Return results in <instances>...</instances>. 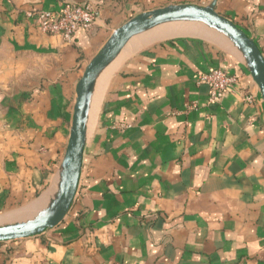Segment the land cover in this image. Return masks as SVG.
I'll return each mask as SVG.
<instances>
[{
  "label": "crops",
  "instance_id": "obj_1",
  "mask_svg": "<svg viewBox=\"0 0 264 264\" xmlns=\"http://www.w3.org/2000/svg\"><path fill=\"white\" fill-rule=\"evenodd\" d=\"M212 1L0 0V225L58 194L77 84L113 31L144 11ZM65 2L98 10L72 41L27 14ZM216 10L264 54V0ZM199 23L204 33L115 58L96 90L100 73L71 210L42 234L0 242V264H264V101L237 46ZM215 68L241 82L210 103L199 75Z\"/></svg>",
  "mask_w": 264,
  "mask_h": 264
},
{
  "label": "water",
  "instance_id": "obj_2",
  "mask_svg": "<svg viewBox=\"0 0 264 264\" xmlns=\"http://www.w3.org/2000/svg\"><path fill=\"white\" fill-rule=\"evenodd\" d=\"M217 0L208 5L169 4L131 17L110 35L101 50L88 62L77 84L69 142L62 160L61 182L54 200L34 218L0 225V242L42 234L56 227L68 215L76 198L87 139L91 94L99 72L108 66L136 35L157 26L178 21H198L222 32L242 53L247 68L260 88L264 101V54L256 41L233 20L216 10Z\"/></svg>",
  "mask_w": 264,
  "mask_h": 264
},
{
  "label": "built area",
  "instance_id": "obj_3",
  "mask_svg": "<svg viewBox=\"0 0 264 264\" xmlns=\"http://www.w3.org/2000/svg\"><path fill=\"white\" fill-rule=\"evenodd\" d=\"M33 17L39 29L45 33L60 35L66 41H72L80 28H91L98 17V10L91 4L65 2L58 10L34 8L27 13ZM199 82L208 87V101L219 102L227 90L241 82L237 74L228 73L223 68H215L199 75ZM248 101L253 95L246 96Z\"/></svg>",
  "mask_w": 264,
  "mask_h": 264
},
{
  "label": "rangeland",
  "instance_id": "obj_4",
  "mask_svg": "<svg viewBox=\"0 0 264 264\" xmlns=\"http://www.w3.org/2000/svg\"><path fill=\"white\" fill-rule=\"evenodd\" d=\"M199 25H201V23H199V22H190V21L170 22V23H166V24L157 26L155 28H152L151 30L146 31V32H144L142 34L136 35L130 41H132V40L135 41L137 39H142L143 37L148 36L151 33L166 34V33L170 32L169 33L170 34L169 37H174V36H178V35H182V34L204 33V30L201 27H199ZM202 25H205V24H202ZM169 37H164V38H169ZM164 38H161V39H164ZM157 40H160V39H157ZM154 41H156V40H154ZM140 42H141V45H144V44L148 43V42L142 43V41H140ZM34 214H36V213H34Z\"/></svg>",
  "mask_w": 264,
  "mask_h": 264
},
{
  "label": "bare ground",
  "instance_id": "obj_5",
  "mask_svg": "<svg viewBox=\"0 0 264 264\" xmlns=\"http://www.w3.org/2000/svg\"><path fill=\"white\" fill-rule=\"evenodd\" d=\"M165 32V31H164ZM172 32V31H171ZM170 33V32H169ZM169 33H166V34H160V33H151L150 35H148V36H145V37H143L142 39H137V40H135V41H130L129 43H127L126 44V46L124 47V49L118 54V56L116 57V59L113 61V64H111V66H114V64L120 59V58H123V57H125V56H127L129 53H131L132 51H134L135 49H137L138 48V46H139V42L140 41H143V40H153V39H157V38H164V37H169L170 36V34ZM172 36V35H171ZM146 42V41H145ZM110 65V64H109ZM108 65V66H109ZM108 66H106L105 68H103L100 72H99V74H98V77H99V75H100V73H101V76H100V78H99V80H98V82H97V84H96V90H98V89H100L101 88V86L103 85V82L105 81V79H106V77H107V75H108V73H109V71H108V69L106 70V68L108 67ZM97 77V78H98Z\"/></svg>",
  "mask_w": 264,
  "mask_h": 264
}]
</instances>
